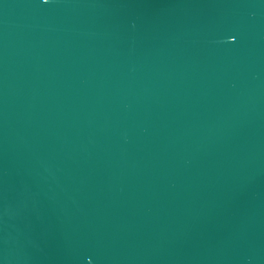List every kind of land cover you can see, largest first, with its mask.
<instances>
[{"label":"water","instance_id":"obj_1","mask_svg":"<svg viewBox=\"0 0 264 264\" xmlns=\"http://www.w3.org/2000/svg\"><path fill=\"white\" fill-rule=\"evenodd\" d=\"M0 264H264V0H0Z\"/></svg>","mask_w":264,"mask_h":264}]
</instances>
